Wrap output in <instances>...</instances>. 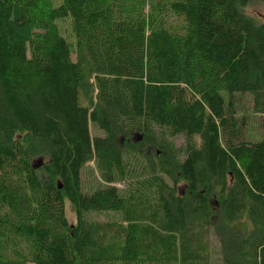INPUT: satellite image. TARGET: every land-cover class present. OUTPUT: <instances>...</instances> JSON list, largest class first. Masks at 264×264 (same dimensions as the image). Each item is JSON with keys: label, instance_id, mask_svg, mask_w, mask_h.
<instances>
[{"label": "trees", "instance_id": "obj_1", "mask_svg": "<svg viewBox=\"0 0 264 264\" xmlns=\"http://www.w3.org/2000/svg\"><path fill=\"white\" fill-rule=\"evenodd\" d=\"M256 7L0 0V264H210L214 239L223 264H264ZM92 162L102 186L86 197ZM107 211L121 220L95 218Z\"/></svg>", "mask_w": 264, "mask_h": 264}, {"label": "rangeland", "instance_id": "obj_2", "mask_svg": "<svg viewBox=\"0 0 264 264\" xmlns=\"http://www.w3.org/2000/svg\"><path fill=\"white\" fill-rule=\"evenodd\" d=\"M54 2L58 6L62 3V0H54ZM251 12H253L255 15H258V17L261 18L262 20L264 19V8L256 7V8H253ZM59 27L62 33H64L69 39H71V41H73L72 32H71L72 28L70 26V23L68 21L60 22ZM240 104H241L242 114L246 115L250 119L249 134L251 135L252 138H255V139H259V137L261 138V134H262V127L260 126L261 123L259 122V117L251 112L250 100L249 99H246V101L240 100ZM89 129L93 137L103 135L102 132L99 131L93 124L89 125ZM138 139L139 138L137 136H134L132 138V141L136 142ZM176 141H177L176 144L178 146H180L183 143L182 138ZM118 144L124 152L125 143L123 144L121 140H119ZM101 183L102 181L100 179L99 173L95 167L94 162H92L85 168L84 173H83L84 195L86 197L95 196L101 189L100 188L102 186ZM115 186H117L119 189H123V185L121 184H117ZM216 209H218V207ZM68 212H69V217L72 218V220H75L74 212L71 209L70 205H68ZM95 218L100 221H116V220H121V215L115 212L107 211V212L97 213L95 215ZM210 264H223L219 242H217L216 239L213 240L212 256H211Z\"/></svg>", "mask_w": 264, "mask_h": 264}, {"label": "water", "instance_id": "obj_3", "mask_svg": "<svg viewBox=\"0 0 264 264\" xmlns=\"http://www.w3.org/2000/svg\"><path fill=\"white\" fill-rule=\"evenodd\" d=\"M37 167H39V166H37Z\"/></svg>", "mask_w": 264, "mask_h": 264}]
</instances>
